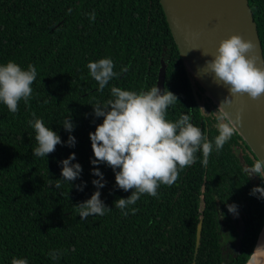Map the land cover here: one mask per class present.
<instances>
[{
  "label": "trees",
  "instance_id": "obj_1",
  "mask_svg": "<svg viewBox=\"0 0 264 264\" xmlns=\"http://www.w3.org/2000/svg\"><path fill=\"white\" fill-rule=\"evenodd\" d=\"M249 3L264 51V0ZM93 11L94 21L89 18ZM102 58L113 60L118 76L100 91L87 64ZM8 61L24 69L34 65L37 79L32 97L27 104L19 102L17 113L0 103V264H11L13 257L28 264L247 263L264 225V198L250 193L264 187V179L244 171L254 159L240 141L253 152L236 130L219 153L213 149L206 167L197 152L196 162L180 171L174 185H161L157 197L141 195L126 209L127 216L114 202L134 190L116 187L111 167L91 163L89 134L103 122L93 106L111 98L112 86L138 92L157 85L162 61L167 65L165 88L178 97L166 118L189 114L210 141L218 135V107L198 80L192 77V82L160 0H0V64ZM32 113L64 142L48 157L33 154ZM70 118L75 125L71 133L62 125ZM69 135L75 136V147L67 146ZM72 153V163L83 171L73 185L61 181L56 189L60 162ZM94 167L107 182L101 189L92 183L100 179ZM85 182L83 191L75 187ZM97 190L112 210L83 220L75 205ZM231 204L237 214L229 212ZM133 207L138 209L134 215ZM228 239L229 247L238 248L226 254ZM54 250L61 254L56 260L49 255Z\"/></svg>",
  "mask_w": 264,
  "mask_h": 264
},
{
  "label": "clouds",
  "instance_id": "obj_2",
  "mask_svg": "<svg viewBox=\"0 0 264 264\" xmlns=\"http://www.w3.org/2000/svg\"><path fill=\"white\" fill-rule=\"evenodd\" d=\"M89 18L95 20L94 11L89 14ZM255 49L256 45L251 40L246 41L240 35H232L222 40L212 56L213 59L205 64L207 71L213 74V82L218 86H227L232 96L247 94L253 100L264 96V68L257 66L260 56L249 55ZM114 67L111 58H102L87 64L89 75L98 83L100 91L118 76ZM36 79L37 70L32 64L26 69L14 61L0 64V103L6 105L11 113H17L19 102L23 100L27 104L32 97V85ZM110 95L111 98L103 105L98 102L93 106L95 117H103V122L89 134L94 153L91 163L94 166L106 164L111 167L115 172L116 187L125 192L134 190L127 199L120 198L114 202L115 208L120 209L123 216L129 214L126 209L135 205L141 195L157 197V190L161 185H174L180 171L196 162L197 152L202 153L201 162L206 167L213 149L219 153L234 135L235 126L242 123V110L236 113L235 120L225 111L224 104L231 103V98L226 97L216 111L218 135L214 141H210L191 122L189 114H181L175 121L166 118L169 107L178 101V97L167 88L162 94L157 85L138 92L112 86ZM32 116L33 119L28 123L35 130L37 142L33 154L35 157H48L56 150L57 145L64 142L57 132L45 126L42 119L35 118V113ZM62 125L69 133L74 131L75 125L71 118L65 119ZM75 144V136L69 135L67 146L75 147ZM75 159L76 154L72 153L60 162L62 178L56 180V189L61 188V181L73 185L80 177L83 169L79 163H72ZM244 171L249 177L255 174L264 179V159H256ZM93 175L100 177L92 181L93 185L97 189L105 187L107 182L98 167L93 168ZM85 186L86 182L75 185L80 191ZM257 193L264 198V187H254L250 194ZM100 197L101 192L97 190L90 199L75 205L83 220L89 216H103L106 211L112 210ZM227 207L230 213L237 214L235 204ZM130 211L134 215L138 209L133 207ZM49 255L56 260L61 254L54 250ZM255 259L253 254L249 264H253ZM11 264H28V261L13 257Z\"/></svg>",
  "mask_w": 264,
  "mask_h": 264
},
{
  "label": "water",
  "instance_id": "obj_3",
  "mask_svg": "<svg viewBox=\"0 0 264 264\" xmlns=\"http://www.w3.org/2000/svg\"><path fill=\"white\" fill-rule=\"evenodd\" d=\"M167 22L179 48L189 76L194 77L205 88L206 94L219 107L226 97L231 98L230 104H224L235 120L236 113L242 110V123H238L236 131L249 145L253 156L264 159V96L258 100L251 99L247 94L232 96L227 86H218L213 82V74L206 69V62L213 55L220 42L232 35H240L246 41L251 40L260 56L258 67L264 68V51L258 31V25L249 0H160ZM206 54V55H204ZM167 65L162 61L159 70L157 87L161 93L165 89ZM205 203H201V211ZM203 230V216L197 228V256ZM264 225L258 236L251 257L256 251ZM193 264H196L194 260Z\"/></svg>",
  "mask_w": 264,
  "mask_h": 264
},
{
  "label": "bare ground",
  "instance_id": "obj_4",
  "mask_svg": "<svg viewBox=\"0 0 264 264\" xmlns=\"http://www.w3.org/2000/svg\"><path fill=\"white\" fill-rule=\"evenodd\" d=\"M254 255L256 259L253 261V264H264V230L261 234V237L259 239Z\"/></svg>",
  "mask_w": 264,
  "mask_h": 264
},
{
  "label": "rangeland",
  "instance_id": "obj_5",
  "mask_svg": "<svg viewBox=\"0 0 264 264\" xmlns=\"http://www.w3.org/2000/svg\"><path fill=\"white\" fill-rule=\"evenodd\" d=\"M205 97H209L207 94H206V96ZM202 106L204 107V103L202 104ZM213 107V106H212ZM204 109H205V107H204ZM217 110H218V108H217ZM218 114V113H217ZM240 143H241V147L247 152V154H249V156L250 157H253V155L251 154V152H250V150L246 147V145L245 144H242V141H240ZM240 148V147H239ZM240 150H241V148H240ZM241 154L243 155V152L241 151ZM231 240H226L224 243L226 244L224 247H226L225 248V253L226 254H228V253H231L234 249L236 250L238 247H235V248H231V247H229V242H230Z\"/></svg>",
  "mask_w": 264,
  "mask_h": 264
},
{
  "label": "flooded vegetation",
  "instance_id": "obj_6",
  "mask_svg": "<svg viewBox=\"0 0 264 264\" xmlns=\"http://www.w3.org/2000/svg\"><path fill=\"white\" fill-rule=\"evenodd\" d=\"M252 158L254 159V163H255V160H256L257 158H256V157H254V156H253Z\"/></svg>",
  "mask_w": 264,
  "mask_h": 264
}]
</instances>
